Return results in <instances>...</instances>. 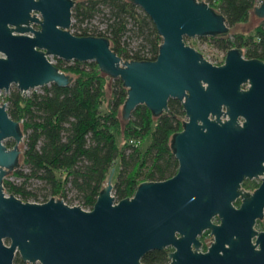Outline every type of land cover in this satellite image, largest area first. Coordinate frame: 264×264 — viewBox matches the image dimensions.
Wrapping results in <instances>:
<instances>
[{
  "label": "water",
  "instance_id": "water-1",
  "mask_svg": "<svg viewBox=\"0 0 264 264\" xmlns=\"http://www.w3.org/2000/svg\"><path fill=\"white\" fill-rule=\"evenodd\" d=\"M73 1L0 0V89L67 83L72 72L48 55L92 59L125 86L123 117L137 102L153 115L169 96L181 102L182 125L169 137L177 165L117 199L111 166L90 207L51 193L22 199L2 183L20 156L22 123L0 100V264H12L15 252L35 264H264V225L254 224L264 207V56L230 45L212 61L185 42L227 30L225 12L208 0H132L161 39L151 58H122L104 31L69 29ZM252 10L264 17V0ZM253 176L257 184L241 183ZM204 228L212 237L199 250ZM167 244L168 259L143 261Z\"/></svg>",
  "mask_w": 264,
  "mask_h": 264
},
{
  "label": "trees",
  "instance_id": "trees-1",
  "mask_svg": "<svg viewBox=\"0 0 264 264\" xmlns=\"http://www.w3.org/2000/svg\"><path fill=\"white\" fill-rule=\"evenodd\" d=\"M255 1L208 0L210 6L225 12L228 27L245 20ZM98 13L104 14L102 26L91 21ZM69 29L78 34L87 29L91 34L104 31L109 46L122 58L124 54L151 58L161 39L151 18L132 0H74ZM208 35L222 49L242 45L244 56H264V17L252 32H228L227 28ZM133 36L135 42H131ZM52 56L58 68L72 72L67 83L49 81L29 92L14 86L4 95L8 114L22 123L23 132L20 162L2 177L5 190L12 188L22 199L40 200L51 193L66 200L67 190L73 189L78 202L90 207L111 166L116 168L111 180L115 199L132 193L141 179L167 176L175 170L177 160L169 137L175 128L181 127L184 115L177 98L169 96L167 109L156 115L143 102H137L128 117H123L121 103L126 88L119 76L101 71L92 59ZM106 76L110 77L109 96L105 106H101ZM146 136L142 147L128 141L144 140ZM9 173L19 179L13 180ZM30 177L40 184L27 186ZM260 219L264 222V207L256 221ZM141 257L144 262L166 259V251L150 248ZM13 259L12 264H35L22 259L17 252Z\"/></svg>",
  "mask_w": 264,
  "mask_h": 264
},
{
  "label": "rangeland",
  "instance_id": "rangeland-1",
  "mask_svg": "<svg viewBox=\"0 0 264 264\" xmlns=\"http://www.w3.org/2000/svg\"><path fill=\"white\" fill-rule=\"evenodd\" d=\"M259 1L260 0H256L255 4L258 3ZM261 18H262V16L257 15L251 8L248 11V14H247V17H246L245 20L237 21V22H234V23L229 25L228 32H231V31H241V32H244V33L252 32L255 24L258 23V21ZM91 21L95 22L99 26H102L104 24V14L98 13L97 15H95L91 19ZM183 38H184L185 42H187V43H189L191 45L199 47L201 52H202V54H203V56H210L212 61H221L222 60L225 49H222V48L216 46L211 41V38L209 37L208 34H203V35H184ZM136 40L137 39L134 38V36H133L131 42H135ZM50 58H51V61H52V59H54L52 55H50ZM87 60H89V59H87ZM109 80H110V77L106 76L105 82H104V97H103V101L101 103V106H105L106 100L108 99V96H109V86H108ZM14 86H16L15 83L14 82H10L6 89H4V88L0 89V100L4 101L5 104L7 102H6V99H5L4 95L8 92V90H10ZM32 88L33 89H40V85H35L34 87H28L27 89L22 90V91L23 92H29ZM119 114H120V110H119ZM183 118H184V115H183ZM120 136H121L120 133L117 134V137H118L119 140H120ZM147 139H148V136H146L144 138V140H140V141H138L136 143L140 147H142L146 143ZM4 140H7L6 143L8 145H11V143L13 142L11 137L4 138L3 141ZM18 146H19V150L21 151L22 146H23V136H22V139L19 140ZM20 158H21V156H19L18 162H20ZM114 165L115 166L117 165L116 160L114 161ZM109 170H110V168H109ZM109 170H108V172H109ZM115 170H116V168L113 167L112 172H111V176H110L111 180L114 177ZM108 172H107V174H108ZM8 176L10 178H12L13 180H18L19 179V177H14L13 174H11V173H9ZM258 179H259L258 176H253V177H250V178H246L245 177V180H244L245 182H243L242 184L244 186H250V185H253L255 181H258ZM39 184L40 183L35 178L30 177L28 179V185L27 186L34 187V186H38ZM66 200H68L69 203H77L79 199L75 195V191L73 189H69V190H67ZM254 224H256V225H264V222H263L262 219H260L258 221L255 220Z\"/></svg>",
  "mask_w": 264,
  "mask_h": 264
},
{
  "label": "flooded vegetation",
  "instance_id": "flooded-vegetation-1",
  "mask_svg": "<svg viewBox=\"0 0 264 264\" xmlns=\"http://www.w3.org/2000/svg\"><path fill=\"white\" fill-rule=\"evenodd\" d=\"M259 178V177H258ZM259 180V179H258ZM242 183V181H241ZM235 199H238V197H236ZM239 200V199H238ZM208 234H210L209 236H207ZM204 236H207L205 239H203ZM197 237L199 238L200 242H199V245L197 246V248L199 250H205L206 247H207V244L208 242L205 243V241L211 239L212 235L211 233L209 232L208 228H204L202 229V231L197 235ZM161 248H165V251H166V259H168V256H167V252L172 249V246L170 244H167V245H164L163 247Z\"/></svg>",
  "mask_w": 264,
  "mask_h": 264
},
{
  "label": "built area",
  "instance_id": "built-area-1",
  "mask_svg": "<svg viewBox=\"0 0 264 264\" xmlns=\"http://www.w3.org/2000/svg\"><path fill=\"white\" fill-rule=\"evenodd\" d=\"M48 57L50 58V55H48ZM51 59V58H50ZM128 141H131V142H138V140H134L133 138H129Z\"/></svg>",
  "mask_w": 264,
  "mask_h": 264
}]
</instances>
